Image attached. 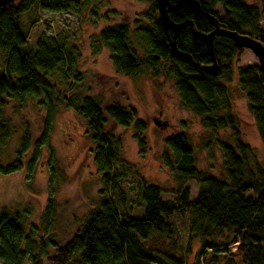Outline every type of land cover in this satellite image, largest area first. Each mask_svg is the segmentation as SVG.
Returning <instances> with one entry per match:
<instances>
[{
  "label": "trees",
  "instance_id": "16d2710c",
  "mask_svg": "<svg viewBox=\"0 0 264 264\" xmlns=\"http://www.w3.org/2000/svg\"><path fill=\"white\" fill-rule=\"evenodd\" d=\"M196 1L222 28L256 39L264 47V30L258 27L264 15V0H256L257 5H247L245 0ZM148 4V11L141 16L145 22L143 27L134 23L132 30L127 24L100 30L94 37L97 45L94 53L102 48L107 50L115 71L124 77L136 79L150 74L153 78L172 81L180 107L198 118L202 129L214 138L222 155L224 177L217 178L197 170L187 137L183 133L171 135L163 142L162 164L176 183V198L162 201L163 191L142 182V215L134 217L125 211L126 195L113 166L117 162L118 141L107 129V123L110 121L122 128L133 125L141 155L146 150L145 125L136 119L132 108L102 106L93 98L81 95L84 81L76 72L78 50L69 46L66 39L43 32L35 41V49L26 50L27 36L19 26L20 17L33 8L42 13L79 16L88 4L76 0H16L0 8V51L5 55L0 75V147L11 135L3 118L8 100L22 106L25 99L30 98L45 112L41 134L33 144L32 157L26 165L28 179L40 151L49 150L57 110L72 109L83 118L86 136L95 147L93 165L101 177L103 191L100 192L102 200L87 214L65 247L77 257V261L70 264H154L159 259L163 264H184L185 257L191 254L192 241L196 239L200 243V253L218 251L221 247L229 253L230 246L235 245L228 264H264V167L241 140L239 121L232 113L227 87L232 78V60L242 50L235 49L229 39L215 36L212 50L219 70L215 75L206 73L202 68L211 65L207 43L186 26L176 34L174 43L192 62L174 57L168 43L172 34L164 31L156 0H148ZM216 6L221 7L222 16L214 12ZM90 13L93 18L97 16L95 10ZM108 16L106 14L105 19ZM169 17L175 24L191 22L200 34L207 35L214 29L213 23L188 3ZM237 70L238 88L246 99L264 151V72L251 67ZM57 74L59 85L52 81ZM70 80L74 84L66 92ZM59 86L65 90H60ZM219 131H229L233 144L217 139ZM30 146L31 136L26 133L16 159L0 165V175L21 172L22 158ZM188 181L197 186L192 202L186 186ZM54 211V201L50 198L44 212L46 226ZM35 234L30 231L26 235L20 213L0 211V264H24L26 261L38 264L35 256L43 254L44 245ZM229 237L228 242H219ZM157 241L170 243L176 255H160L148 247Z\"/></svg>",
  "mask_w": 264,
  "mask_h": 264
},
{
  "label": "rangeland",
  "instance_id": "374dc122",
  "mask_svg": "<svg viewBox=\"0 0 264 264\" xmlns=\"http://www.w3.org/2000/svg\"><path fill=\"white\" fill-rule=\"evenodd\" d=\"M76 1L88 4L79 16L42 13L33 8L20 17L19 26L27 36L26 50L35 49V41L43 32L66 39L69 46L78 50L76 72L84 81L81 95L93 98L102 106L132 108L136 112V119L145 125L143 138L146 150L141 155L134 139L133 125L122 128L110 121L107 123V129L113 134L114 140L118 141L117 162L113 166L120 188L126 195L125 211L134 217L142 215V182L163 191L162 201H173L176 198V183L162 164L165 152L163 142L171 135L183 133L187 137L194 151L197 170L217 178L224 177L222 155L214 138L202 129L198 118L180 107L172 81L153 78L150 74L136 79L124 77L115 71L107 50L102 48L94 53L97 49L94 37L100 30L121 24H127L132 30L134 23L143 27L145 22L141 16L148 11V0ZM245 1L247 5H257L256 0ZM91 10L96 11L95 18L91 16ZM214 12L222 16L220 6H216ZM106 14L109 15L108 19H105ZM258 27L264 30V15ZM4 62L5 55L0 51V75L3 74ZM239 67L260 68L255 56L248 50H242L232 60V78L227 87L232 113L239 121L241 140L253 150L256 161L264 167L262 144L248 113L246 99L238 88ZM52 81L60 84L58 74ZM73 84L74 81L70 80L66 92ZM59 89L64 91L65 87L59 86ZM44 114L38 103L30 98H26L22 106L13 100L6 102L3 118L10 127L11 135L5 145L0 147V165L5 166L16 159L26 133L31 136V146L22 158L21 172L0 175V211L20 213L26 235L34 231L39 237L44 247L43 254L35 256L38 264H70L77 261V257L65 247L87 214L102 200L100 192L103 186L93 165L95 147L86 136L85 122L72 109L57 110L49 150L40 151L28 179L26 165L32 157L33 144L41 134ZM154 121L165 124V127L157 128ZM216 138L233 144L229 131L217 132ZM186 186L190 189L192 202L197 186L191 181ZM108 195L117 207L114 196L111 193ZM50 198L54 201L55 211L46 226L44 212ZM227 239L221 238L219 242L226 243L231 237ZM148 247L160 255H176L172 253L170 243L164 241H157ZM235 249L236 246L231 245L229 253L224 252V247L218 251L200 253V243L196 239L192 241L191 254L185 257L184 264H228L229 255ZM24 264L30 263L26 261ZM154 264L163 263L159 259Z\"/></svg>",
  "mask_w": 264,
  "mask_h": 264
},
{
  "label": "water",
  "instance_id": "95a60500",
  "mask_svg": "<svg viewBox=\"0 0 264 264\" xmlns=\"http://www.w3.org/2000/svg\"><path fill=\"white\" fill-rule=\"evenodd\" d=\"M16 0H0V8L15 2ZM185 3H188L192 6V8L202 17L207 18L210 22L213 23L214 29L211 33L204 35L196 32L194 30V26L191 22H183L181 24H175L171 21L169 15L177 12ZM156 7L159 20L164 28L166 34L171 33L172 37L168 39L169 47L171 53L174 57L185 58L192 62L191 58L183 53H180L175 47V37L176 34L184 27L190 26L194 34L197 38L203 40L207 43L208 50L211 57V65L206 68H202L203 71L209 73L211 75H215L218 73V66L215 61L213 50H212V42L215 36L224 37L229 39L232 42V45L235 49L238 50H248L250 51L258 61V65L261 71L264 72V47L262 44L247 35H241L236 32H230L222 28L218 22V20L208 13H205L201 10L198 2L196 0H176L175 2H171L170 0H156ZM154 125L157 128H164L165 124L154 121Z\"/></svg>",
  "mask_w": 264,
  "mask_h": 264
}]
</instances>
